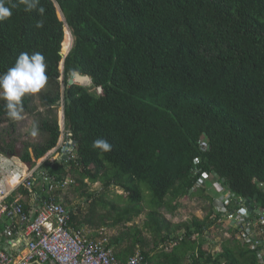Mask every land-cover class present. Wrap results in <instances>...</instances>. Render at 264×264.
<instances>
[{
    "label": "trees",
    "instance_id": "trees-1",
    "mask_svg": "<svg viewBox=\"0 0 264 264\" xmlns=\"http://www.w3.org/2000/svg\"><path fill=\"white\" fill-rule=\"evenodd\" d=\"M12 3L16 7L6 5L11 17L0 22V74L22 52H40L51 85L41 96L45 110L37 129L43 138L20 155L32 162L57 147L56 110L63 101L78 159L44 165L58 180L71 176L69 188L88 204L70 208L74 223L125 228L110 238L121 262L139 248L148 264H258L256 252L235 235L215 257L204 249L200 237L215 223L207 224L213 211L204 220L173 224L161 209L174 214L183 198L214 196V182L236 207L243 201L264 209V0H40L43 15ZM38 21L43 27H36ZM66 23L75 41L63 88L58 79ZM76 72L90 77L91 86L70 85ZM32 105L27 94L21 116L35 112ZM7 121L14 120L0 100V125ZM96 139L107 140L111 150L94 149ZM0 153L19 154L6 141H0ZM203 173L210 176L207 187L197 188ZM97 183L101 191L92 190ZM141 216L142 227L135 223Z\"/></svg>",
    "mask_w": 264,
    "mask_h": 264
},
{
    "label": "built area",
    "instance_id": "built-area-1",
    "mask_svg": "<svg viewBox=\"0 0 264 264\" xmlns=\"http://www.w3.org/2000/svg\"><path fill=\"white\" fill-rule=\"evenodd\" d=\"M70 142L66 137L55 149H60L58 156L73 158ZM201 148L206 151L207 143L202 141ZM6 156L10 155L0 153V264H148L139 250L125 262L119 261L104 228L101 236L95 237L88 226L74 223L61 194L58 200V191H67L75 182L71 176L58 180L44 169V160L27 164L10 156L2 161ZM209 178L203 173L197 188H206ZM212 186L220 195L213 219L222 224L226 237L235 235L256 252L257 263L264 264V209L243 201L238 208L222 183ZM259 186L264 192V182ZM2 243L7 244L6 249L1 248ZM221 251L220 247L216 255Z\"/></svg>",
    "mask_w": 264,
    "mask_h": 264
},
{
    "label": "rangeland",
    "instance_id": "rangeland-1",
    "mask_svg": "<svg viewBox=\"0 0 264 264\" xmlns=\"http://www.w3.org/2000/svg\"><path fill=\"white\" fill-rule=\"evenodd\" d=\"M58 14H59V17L62 20H64L63 16H61V12L59 8H58ZM66 30L67 29L64 26L65 36H66ZM74 41L75 39L73 40V42ZM63 69H64L63 65L60 64V70L61 72L64 73ZM58 82L60 83L61 87L65 88V82L62 76L58 79ZM50 87H51L50 83H47L45 88L41 90V92L35 95L31 94L33 97L32 106H34V108H37L35 113H30V114L26 113L25 115H22L19 120H14L13 122L7 121L0 125V141H6L7 144L15 145L19 153V154H9L10 156H21L20 154L24 153V150L28 147L26 145L40 142L41 139L43 138V135L37 129L38 116H39V112H43L45 110L41 103V96L44 95V93H46L48 89H50ZM57 111H58V117L60 120L61 129H62L63 128L62 127L63 126V119H62L63 107H60L59 109H57ZM11 123L15 124L14 128L11 126ZM33 132H35V135H33ZM31 151H32V148H31ZM10 156H6V158L2 157L1 159L2 161H5V159H7V157H10ZM86 182L88 181L86 180ZM91 188L94 191H97V190L101 191L102 186L101 184L97 183V184H93ZM113 189L116 194L118 195L124 194L126 196V193L121 191V189L119 188H113ZM213 192H215V190ZM64 194H68L67 199L65 198L64 203L69 208L75 209L77 205H84V207L88 206V204L84 203V199H82V196H79L75 192L74 188H71V189L69 188L67 191H64L61 194V196L64 197ZM208 196L213 197L215 199V196H212L208 192L207 193L205 192L204 195L202 196L197 195V196H190V197L181 199L179 201L178 209L175 211L174 214H172L171 212H169L168 210L164 208L161 209V212L166 217V219L168 221L170 220V222H172L173 224L183 223L187 221L190 222L194 218H199L201 220H204L209 216L211 211H213L214 214H216V209L214 207V201L208 198ZM219 196L220 195H218V197ZM145 198L147 199L148 196ZM107 199H109V201L113 200V202H115V195L112 193H109L107 195ZM175 204H176L175 202L172 203V205H175ZM83 210L86 211V209L84 208ZM211 218L213 219L214 217H211ZM211 218L209 217L207 224H209V221L211 220ZM145 219H146L145 216H141L136 219L135 223L139 225L140 227H142ZM221 225H222L221 223H219L218 221H215L213 225H209L206 228L204 235L200 237L206 242L204 245L205 247L204 249L208 250L211 253V255H213L214 257L216 255V250H218L221 247V243L224 242L226 238L229 239L225 235H222ZM89 228L93 230V234H95V237L101 236L102 234L101 230L103 228L102 229L93 228V227L92 228L89 227ZM104 229L108 232L110 238L118 236L119 233L125 231V228H122V227H116V228H111V229L104 228ZM180 234H184V233L181 232ZM146 235L148 236L147 233ZM172 247L173 246H168V250L170 251ZM114 249L116 252L119 251L117 250L118 249L117 247H114ZM137 250H139V248Z\"/></svg>",
    "mask_w": 264,
    "mask_h": 264
},
{
    "label": "clouds",
    "instance_id": "clouds-1",
    "mask_svg": "<svg viewBox=\"0 0 264 264\" xmlns=\"http://www.w3.org/2000/svg\"><path fill=\"white\" fill-rule=\"evenodd\" d=\"M19 3H21L25 6L24 7L25 12H31V11L35 10L40 15H43V13H44V8L40 6V0H19ZM6 5H11V8L16 7V4L12 3V0H0V22L10 18L12 15L11 8L9 6H6ZM63 21H65V18ZM36 27L37 28L43 27V22L38 21L36 24ZM65 27L70 29V31L72 33V30L67 23L65 24ZM72 36H73V33H72ZM73 45H74V42H73ZM72 48H71V50H72ZM71 50L69 51V53L71 52ZM61 53H63L62 50H61ZM69 53L65 54V56H63L61 54L63 56V61H65V59L69 55ZM63 61L61 62V64L63 65V68H64L65 62L63 64ZM46 67H47V65L45 63V57L42 53L33 52V53L29 54L27 52H22L17 57L14 65L12 67L9 68L3 74H0V100L4 101V109L6 110V113H7L9 118H11L13 120H19L21 118V113L23 111V98L27 94H33V95L38 94L39 92H41V90H43L45 88L47 81H48V76L46 74ZM63 71H64V69H63ZM61 73H62L61 76L64 78V73L63 72H61ZM70 79H69V81H70ZM73 85H75V84H73ZM60 107H63V113H62V119H63V126L62 127L63 128L61 129L60 120H59L61 135H60V139H59L57 147H55L54 149L49 151L47 153V155L44 156L46 158L43 157L44 159L41 158V159L37 160L33 156L32 162H25L21 156H12V157H15L21 161H24L27 164H33L34 160L41 161V162H42V160H44V162H43L44 169L50 174L51 177H57V178H58L57 174H52L49 170H47L45 168V165H44L45 162L54 163L56 160H58L59 158L62 157L65 159L67 164H71L72 161H76L78 159V150H77V146H76L77 143L73 139L72 133L70 131L66 130L65 106H64L63 101H62V105H60L57 109H59ZM35 112H33V113H35ZM57 113H58V111H57ZM27 114H30V113H27ZM33 135H35V132H33ZM66 137H68V138L70 137V141H71L70 145H71V147L74 148V151H73L74 153L72 155V157H73L72 159H68L67 157H65L63 155L58 156L60 149L58 150V152L55 151V149L58 148L60 146V144H62L64 142ZM92 146L94 149H99L103 152L110 151L111 147H112L111 144L105 139L94 140ZM31 153H32V151H31ZM52 159H53V162L51 161ZM69 166H72V165H69ZM215 192H216V194L214 196H215V200H216L219 193L216 190H215ZM208 193L211 195L210 191Z\"/></svg>",
    "mask_w": 264,
    "mask_h": 264
},
{
    "label": "water",
    "instance_id": "water-1",
    "mask_svg": "<svg viewBox=\"0 0 264 264\" xmlns=\"http://www.w3.org/2000/svg\"><path fill=\"white\" fill-rule=\"evenodd\" d=\"M60 11H61V9H60ZM61 14L64 18L62 11H61ZM61 54L63 56H65L64 53H61ZM64 62L65 61H63V64H64ZM69 84H71V85L79 84V85L84 86V87H89V86H91V79H90V77L85 76V75H81L80 73L77 72L72 76V78L69 81ZM99 92H101V89H99Z\"/></svg>",
    "mask_w": 264,
    "mask_h": 264
},
{
    "label": "bare ground",
    "instance_id": "bare-ground-1",
    "mask_svg": "<svg viewBox=\"0 0 264 264\" xmlns=\"http://www.w3.org/2000/svg\"><path fill=\"white\" fill-rule=\"evenodd\" d=\"M61 16H62V14H61ZM66 29H67L66 30V36L64 37L65 39H64V42H63V46H62L63 47L62 48V52L64 54H68L69 53V51L72 48L73 40H74L70 29H68V28H66Z\"/></svg>",
    "mask_w": 264,
    "mask_h": 264
},
{
    "label": "crops",
    "instance_id": "crops-1",
    "mask_svg": "<svg viewBox=\"0 0 264 264\" xmlns=\"http://www.w3.org/2000/svg\"><path fill=\"white\" fill-rule=\"evenodd\" d=\"M1 248L6 249V248H7V244L2 243V244H1Z\"/></svg>",
    "mask_w": 264,
    "mask_h": 264
}]
</instances>
